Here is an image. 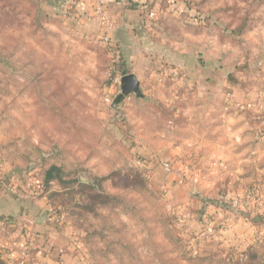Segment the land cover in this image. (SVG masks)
I'll return each instance as SVG.
<instances>
[{"label":"rangeland","instance_id":"rangeland-1","mask_svg":"<svg viewBox=\"0 0 264 264\" xmlns=\"http://www.w3.org/2000/svg\"><path fill=\"white\" fill-rule=\"evenodd\" d=\"M180 1L197 9L194 20L171 12L148 29L165 49L194 48L200 67L225 48L237 55L245 26L264 22V0ZM217 32L228 46L212 43ZM130 71L112 42L78 34L38 0H0V167L36 187L57 214L50 220L74 234V255L59 264H264V234L244 249L189 223L211 213L208 197L187 187L192 173H176L181 160L198 170L196 143L177 150L184 68L154 62L144 97L108 101ZM52 166L57 177L44 185Z\"/></svg>","mask_w":264,"mask_h":264},{"label":"crops","instance_id":"crops-1","mask_svg":"<svg viewBox=\"0 0 264 264\" xmlns=\"http://www.w3.org/2000/svg\"><path fill=\"white\" fill-rule=\"evenodd\" d=\"M38 1L80 35L101 38L108 34L141 86L143 82L148 84L149 68L154 62L160 65L166 61L184 68L186 81L184 77L179 83L189 92L183 96L180 109L187 117L177 126L182 129V144L177 150L185 155L188 144L196 143L198 170L181 160L176 173H180L181 181L192 173L187 187L208 197L205 200H209L210 218L218 229L214 236L223 239L225 245L239 244L246 249L263 236L264 222L260 221H264V139L260 136L264 134V22L245 26L241 34L246 40L239 41L242 45L237 55L225 48L224 53L207 54V66L200 67L202 57L191 51L194 48L165 49L148 29L149 10L156 12L158 24L171 12L194 20L199 12L184 1L100 0L106 20L113 22L111 29L99 18L93 0ZM164 1L169 5L162 9L159 4ZM153 5L155 9L151 8ZM212 35L215 46H228V34ZM168 95V100L175 98ZM16 171H5L17 179L13 191L0 184V264L67 262L74 255L70 250L77 248L74 234L50 220L46 200ZM202 173L205 178H201ZM203 218L189 223L199 230ZM24 249L32 253V260L24 255Z\"/></svg>","mask_w":264,"mask_h":264},{"label":"built area","instance_id":"built-area-1","mask_svg":"<svg viewBox=\"0 0 264 264\" xmlns=\"http://www.w3.org/2000/svg\"><path fill=\"white\" fill-rule=\"evenodd\" d=\"M96 4H95V10L99 16V18L101 20H103L109 27V29H111L113 27V22L108 19L106 20L105 15H104V7L102 5V3L100 2V0H93ZM146 18L148 20H154L156 18V12L154 10H149L146 14ZM100 42L101 43H109L110 41V37L108 34H104L101 38H100ZM121 79V78H120ZM118 79V82L119 80ZM230 95V94H229ZM108 101H113L114 98L109 96L107 97ZM230 103V102H229ZM264 136V134H261V138ZM137 163L140 164L141 166L143 165H147L145 163V161L142 158H139L137 160ZM158 164H160V166L167 172H171L173 170V164L170 161H159L157 162ZM16 183H17V179L15 177H9L6 172L4 171V169L2 167H0V184L4 185L9 191H13L16 187ZM227 197H225L226 199ZM211 204V203H209ZM50 209H48L49 211V216L50 218H55V216L57 215L55 212H53V209L51 207H49ZM203 227H204V234L207 235H212L214 233L217 232V227L212 223L211 218L208 216H205L203 218ZM24 255H26V257H28V255L30 253H28L29 251H27V249L23 250Z\"/></svg>","mask_w":264,"mask_h":264},{"label":"water","instance_id":"water-1","mask_svg":"<svg viewBox=\"0 0 264 264\" xmlns=\"http://www.w3.org/2000/svg\"><path fill=\"white\" fill-rule=\"evenodd\" d=\"M121 92L115 97V103H119L125 96L135 94L144 97L141 83L134 73H125L120 79Z\"/></svg>","mask_w":264,"mask_h":264},{"label":"trees","instance_id":"trees-1","mask_svg":"<svg viewBox=\"0 0 264 264\" xmlns=\"http://www.w3.org/2000/svg\"><path fill=\"white\" fill-rule=\"evenodd\" d=\"M126 73V72H125ZM143 158V160L145 161V163L147 164V159H145L143 156L141 157ZM59 171L58 167L56 166H52L50 167L46 173H45V177H44V185L48 182H50L51 180H53L54 178L57 177V172Z\"/></svg>","mask_w":264,"mask_h":264}]
</instances>
